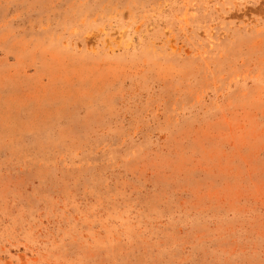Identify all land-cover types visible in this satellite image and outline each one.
Instances as JSON below:
<instances>
[{"label":"rangeland","instance_id":"1","mask_svg":"<svg viewBox=\"0 0 264 264\" xmlns=\"http://www.w3.org/2000/svg\"><path fill=\"white\" fill-rule=\"evenodd\" d=\"M0 264H264V0H0Z\"/></svg>","mask_w":264,"mask_h":264}]
</instances>
